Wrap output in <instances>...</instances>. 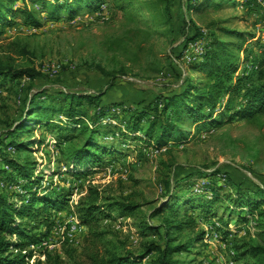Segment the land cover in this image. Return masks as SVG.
<instances>
[{
    "label": "rangeland",
    "instance_id": "1",
    "mask_svg": "<svg viewBox=\"0 0 264 264\" xmlns=\"http://www.w3.org/2000/svg\"><path fill=\"white\" fill-rule=\"evenodd\" d=\"M170 2L174 41L169 44L168 41L160 39L157 49L166 57L170 55L172 68L178 74L176 79L172 73L166 71L163 76L148 79H145L144 75L137 79L131 76L119 77L110 83L109 79L98 71L86 69V65L93 63L94 59L102 60L105 67L113 64L106 60L100 44L108 35L121 31L125 21L112 11L109 0H101L93 12L82 11L74 19L63 18L59 21L49 18L51 11H48V8L52 5L51 0L10 2L9 6L13 9H35L45 21L41 27L35 28L26 27L17 18L9 17L11 24L0 26V56L12 54L14 65H28L43 73L45 77L37 80V87L31 92L44 91L47 97H36L35 102L43 104V109L50 105L54 110H58L62 103L50 98H57L60 93L87 96L102 93V104L123 102L142 108L148 106L159 94L179 93L189 81L195 84L204 82L200 81L204 80L201 71H190L189 67L200 62L199 56L205 45L204 35L210 25L214 28H226L241 36L240 39H225L223 35L218 34L220 41L229 42L234 46L231 49L237 58L234 63V77L251 78L255 75L258 57L264 55V0H199L195 4L196 9L190 11H187V0ZM134 13L147 25H153L149 13ZM150 28L155 35L160 34V28L154 25ZM195 29L203 35L198 37L197 42L188 44L184 49L185 41L192 36ZM19 45L24 48V54L13 52V48ZM26 82L23 80L21 84ZM248 84L249 81L244 82V86ZM8 104L10 119L18 118L21 106L18 99L12 98ZM226 104L229 108L235 106V103H228L223 98L221 106ZM85 108V104L78 107L75 115H82L81 112ZM89 109V113H92V108ZM44 114L47 113H40L38 108L28 111L23 127L27 131L17 140L34 143L29 147L31 151L28 156L37 164L34 167V176L40 174L42 178V182L38 187H34V190L37 188L39 194L53 192L57 197L67 194L68 196L65 197L66 203L60 210L50 212L49 221L36 227L37 231L34 232H39L38 234H43L44 237L32 242L25 249L26 253L30 252L32 255V264L35 261L46 264L45 255H49L47 264H55L56 260H59L58 264L80 262L79 254L87 229L80 222L84 230L70 241L67 240L66 234L69 233L68 223L72 217V208L77 214L76 206L85 197L89 186H98L105 198L139 204L152 202L151 206L142 208V212L147 215L151 207L160 202L163 194L160 185L169 171L171 178L175 180L185 181V178L189 177L188 182L179 186V193L192 191L198 196L210 199L212 192L206 188H221L217 193L220 202L207 205L213 216L207 217L206 221L200 220L198 225L199 229L203 230V239L195 245L189 255L182 254L178 258L185 264L254 263L251 258L243 257L242 253L237 251L242 244L258 240L253 217L245 216V222H239L235 215L227 211L226 207H233L226 201L225 196L233 195L237 186L251 190L247 196L256 190L264 192V117H259L255 122L240 120L231 124L225 123L219 128L191 126V133L186 141L170 144L159 150L153 145L146 146L132 140H121L117 148L122 150L123 157L105 158L99 166L76 178L66 174L69 170L65 168V161L59 154L58 133L44 127L39 128ZM49 117L56 123L66 122V118L61 114L52 113ZM126 118L119 109L110 110L101 120V127L116 126L126 131ZM112 132L114 137H117L119 131L112 129ZM2 134L0 140L4 145L1 150L9 159L21 162L23 155L16 153L14 148L9 146L13 138L6 139ZM0 169L4 170V174L0 176V191L8 197L12 196V201L19 206L18 200H24V196L32 187H25L26 182L14 177L1 160ZM215 170L226 175V178L221 175L202 179L199 177L201 174L210 175ZM262 198L264 199V195ZM261 209L264 210V205ZM191 214L197 216L198 220L204 219L198 210ZM109 215L110 218L104 220L102 225L109 231L110 241L120 253L123 250L138 253L144 240L152 238L151 235H140L132 225L131 219L114 211H110ZM32 226H35V223ZM15 239L13 235L11 240ZM42 241L46 246L40 244ZM72 249L75 254L68 256L65 252ZM153 259L154 257L144 259L142 264H155Z\"/></svg>",
    "mask_w": 264,
    "mask_h": 264
},
{
    "label": "trees",
    "instance_id": "2",
    "mask_svg": "<svg viewBox=\"0 0 264 264\" xmlns=\"http://www.w3.org/2000/svg\"><path fill=\"white\" fill-rule=\"evenodd\" d=\"M13 1L0 0V26L10 25L9 17L17 18L26 27L42 26L45 18H40V12L26 7L13 9L9 6ZM109 1L112 11L125 21L121 31L108 35L100 44L106 60L113 64L106 68L102 65V60L94 59L93 63L86 65V69L98 71L108 78L110 83L119 77L131 76L137 79L144 75L145 79H148L163 76L166 71L172 73L175 79L178 78L177 72L172 68V62L170 63V55L166 57L157 49L160 39L168 41L169 44L174 41L171 0ZM197 1L199 0H187V11L196 9ZM51 2L52 5L48 8V11H51L49 18L59 21L63 18L74 19L82 11L93 12L101 0ZM134 11L149 13L154 27L161 29L160 34L155 35L150 28L153 25H147ZM206 29L208 31L204 35L205 45L199 56L200 62L189 67L190 71H201L204 80L200 81L204 82L195 84L189 81L179 93L159 94L148 106L142 108L123 102L102 104V93L97 96L60 93L57 98H50L62 103L58 110H54L50 105L43 109V104H38L35 100L36 97H47L46 93L31 91L36 89L37 80L44 78V74L28 65H14L12 54L0 56V134L3 133L2 136L6 139L13 138L9 146L13 147L16 153L23 155L21 162L9 159L1 150L4 142L0 140V160L14 177L26 182L25 187H32L24 196V200H18L19 206L12 201V196L8 197L0 191V264H29L31 253H22L32 242L44 237L43 234L34 232L37 231L36 227L49 221L50 212L60 210L66 203L65 197L68 196L67 194L57 197L53 192L39 194L37 188L34 190V187H38L42 182L40 174L34 176L33 171L37 164L28 156L31 151L29 147L34 143L17 140L27 131L23 127L31 109L38 108L40 113H47L42 116L39 128L44 127L58 133L59 154L65 161V168L69 170L66 174L76 178L99 166L105 158L123 157L122 150L117 148L121 140H132L146 146L153 145L159 150L167 145L186 141L190 136L191 126L219 128L225 123L231 124L240 120L255 122L259 117H264V55L258 57L253 77H234V63L237 61L231 52L234 46L229 42L220 41L218 34L223 35L225 39H240V34L220 26L214 28L210 25ZM200 35L203 34L195 29L192 36L185 41L184 49L188 44L197 42ZM13 52L24 54L25 51L19 45L13 48ZM23 80L27 81L24 85L21 84ZM246 81H249V84L244 86ZM12 98H17L21 105L20 114L14 120L10 119L8 114V101ZM223 98L228 103H235V106H221ZM83 104L87 108L81 112L82 115L76 116L77 108ZM89 108H92V113H89ZM114 109H119L127 116L124 120L126 131L116 126L101 127V120L106 112ZM52 113L63 115L66 122L56 123L49 117ZM112 129L119 131L117 137H114ZM3 174L4 170L0 169V176ZM220 175L226 178V175H222L218 170L210 175L201 174L199 177L202 179ZM185 179L175 180L171 178L169 171L160 185L163 201L159 200L160 202L152 206L147 215L142 212V208L151 206L152 202L139 204L105 198L98 186H89L85 197L76 206L78 218L87 229L78 264H142L143 260L149 257H154L155 264H185L178 257L182 254L189 255L195 245L203 239V230H200L198 225L200 220L204 221L213 216L207 205L220 202L217 193L221 190L217 187L206 188L212 192L210 199L198 196L192 191L179 193V186L188 182L189 177ZM250 192L249 189L237 186L233 195L225 196L226 201L233 207L226 209L231 215H235L239 222H245V216L253 217L258 240L242 244L237 251H240L243 257L251 258L253 264H264V210L261 209L264 205V192L253 191L250 195L252 198L246 195ZM196 210L201 212L204 219L198 220L197 216L191 214ZM110 211L131 219L132 225L140 235L152 236L144 240L138 253L124 250L120 253L110 241V233L102 225L104 220L110 218ZM34 223L35 226H32ZM13 235L16 237L15 241L11 240ZM68 251L65 252L68 256L75 254L73 249ZM45 256L47 264L49 255ZM58 263L59 260H56L55 264ZM34 264L42 263L35 261Z\"/></svg>",
    "mask_w": 264,
    "mask_h": 264
},
{
    "label": "built area",
    "instance_id": "3",
    "mask_svg": "<svg viewBox=\"0 0 264 264\" xmlns=\"http://www.w3.org/2000/svg\"><path fill=\"white\" fill-rule=\"evenodd\" d=\"M68 225L70 226L69 227V233L66 234L68 241H70L76 234H78L79 232L84 230V227L81 225L80 220H79V218H78V216H77V214L73 208H72V217L70 218ZM40 244L46 246L45 242H43V241ZM25 253H26V250L22 254H25ZM28 262H29V264H32V260H30Z\"/></svg>",
    "mask_w": 264,
    "mask_h": 264
}]
</instances>
